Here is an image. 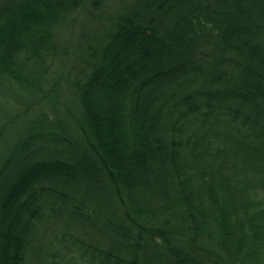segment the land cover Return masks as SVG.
Wrapping results in <instances>:
<instances>
[{
    "label": "trees",
    "instance_id": "16d2710c",
    "mask_svg": "<svg viewBox=\"0 0 264 264\" xmlns=\"http://www.w3.org/2000/svg\"><path fill=\"white\" fill-rule=\"evenodd\" d=\"M104 2L0 0V97L43 92L58 31ZM105 21L75 52V108L0 144V264H27L55 210L123 240L89 245L101 264H264V208L234 197L264 190V0H130Z\"/></svg>",
    "mask_w": 264,
    "mask_h": 264
},
{
    "label": "rangeland",
    "instance_id": "374dc122",
    "mask_svg": "<svg viewBox=\"0 0 264 264\" xmlns=\"http://www.w3.org/2000/svg\"><path fill=\"white\" fill-rule=\"evenodd\" d=\"M129 1L105 0L96 18L90 17L84 11L77 12L71 24L58 31V54L47 61L46 77L42 84L43 92L24 95L13 90L0 97V129L4 131L0 137V144L10 143L13 136L18 135L26 123L37 114L44 113L49 119H63L69 107L71 110L75 108L71 105L75 102V98L70 92L68 81L74 78L79 67H82L80 58L75 55L78 45H81L85 37L92 34V29L99 33L104 28L105 19ZM84 68L86 72L90 71L89 66L86 65ZM240 191L238 189L237 194L234 192L236 194L234 197L237 199L242 195L244 199L248 198L252 203L251 210L264 208L263 189L255 192L253 187H249L245 192L240 193ZM86 209V206L83 207V212ZM106 210L111 211L109 205L90 202L88 214L92 216L97 214L103 219ZM103 230L99 229V223L92 227L75 221L65 212L56 210L47 212L36 228L37 236L27 264H101V261L92 255L95 251L89 245L98 249L108 250L110 247L116 249L122 240L115 237L113 231L104 228ZM52 239V243H49ZM36 246L41 248L43 256H35Z\"/></svg>",
    "mask_w": 264,
    "mask_h": 264
}]
</instances>
